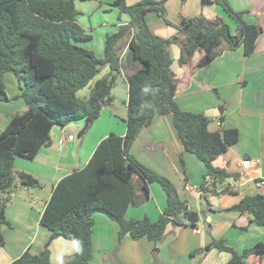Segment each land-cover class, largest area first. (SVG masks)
I'll use <instances>...</instances> for the list:
<instances>
[{"label": "trees", "instance_id": "16d2710c", "mask_svg": "<svg viewBox=\"0 0 264 264\" xmlns=\"http://www.w3.org/2000/svg\"><path fill=\"white\" fill-rule=\"evenodd\" d=\"M75 1L0 0V101L8 99L4 76L12 73L22 82L19 96L27 106L25 111L13 115L0 133V248L5 243L1 226L9 224L5 208L10 196L18 187H41L33 175L14 170V159L32 160L50 142L54 127L64 128L71 122L82 121L78 132L82 137L103 108L111 105V90L121 75L128 85L126 133L123 137L111 133L103 138L82 169L58 181L40 218V224L50 232L45 247L37 254L26 249L9 264H52L48 246L55 237L83 241V254H73L65 259V264H91L93 214L97 212L118 225L119 240L128 235L132 240L145 238L156 245L169 225L197 226L204 210L190 208L170 181L139 163L129 152L139 132L151 124L154 116H169L183 150L206 168L209 179L198 187L203 199L226 193L237 195L229 185L217 191L218 185L235 180L237 175L213 167L212 162L237 142L238 132L221 126L210 132L209 118L180 109L168 46H179L181 66L188 64L197 51H203L195 65L201 68L224 51L241 48L245 56L250 55L261 28L247 24L243 13L233 11L227 0H201L203 4H214L232 19L236 33L232 34L222 20L200 15L180 17L175 25L176 35L164 39L150 31L145 16L154 12L166 25H172L166 18V0H139L130 6L125 0H113L112 5L127 14L129 21L120 25L115 34L107 35L103 56L97 58L91 50L76 44L91 40V36L76 21ZM126 36L127 50L121 56L118 44ZM104 68L107 72L95 80ZM91 82L88 96L78 98L77 92ZM144 84L157 89L156 95L143 97L140 88ZM147 103L152 107H147ZM223 110L220 106V123ZM154 182L166 196L159 217L155 221L146 217L126 219L130 206L148 199V186ZM229 210L247 214L253 224L264 227L262 194L241 197ZM212 249L231 254L226 264H264L263 242L237 252L220 238L201 252ZM251 258L256 261H250Z\"/></svg>", "mask_w": 264, "mask_h": 264}, {"label": "crops", "instance_id": "0c3cea01", "mask_svg": "<svg viewBox=\"0 0 264 264\" xmlns=\"http://www.w3.org/2000/svg\"><path fill=\"white\" fill-rule=\"evenodd\" d=\"M227 3L233 11L243 13L247 24L261 28L250 55L245 56L241 48L224 51L212 62L197 68L195 65L203 57V51H197L188 64L181 66L178 64L179 46L170 44L168 50L172 60L170 70L177 83L176 102L180 109L209 118L210 132L217 131L220 126L238 132L237 142L212 162L213 167L237 175L235 180L228 179L218 185L217 191L229 185L237 195L207 196L208 207L198 222L199 234L193 233L187 223L169 225L164 238L156 245L145 238L132 240L128 235L119 240L118 225L105 214L94 213L91 264H226L231 258L229 252L216 249L201 251L211 241L220 238H224L226 244L237 252L257 242L264 243V227L253 224L247 214L229 210L241 197L264 195V0H227ZM182 13L184 17H198L197 14L201 13L210 20L220 19L228 25L232 34L236 33L235 22L212 3L203 4L201 1L194 14ZM145 17L154 35L164 39L176 35L177 31L170 30V27L163 30V21L156 13L148 12ZM104 70L106 73L108 69ZM6 78L15 83L14 88H7ZM119 78L121 84H116L111 90V105L103 108L82 137L78 136L82 121L69 124L66 129L54 127L50 142L42 146L32 160L14 159V170L33 175L41 187H18L10 196L5 208L9 224L1 226L5 243L0 248V264H9L26 249L37 254L45 247L50 232L40 224V218L54 186L63 177L82 169L103 138L111 133L120 137L125 135L128 85L123 75ZM4 82L8 99L0 101V133L13 115L26 110L19 96L22 82L17 78L14 80L9 73L5 74ZM118 100L121 101L120 106ZM220 106L224 108L221 123L218 122ZM69 136H72L71 140ZM129 152L139 163L160 175L166 176L160 170L166 163L174 175L182 171L183 200L193 210L203 211L199 206L203 197L198 187L209 179L206 168L193 154L183 150L169 116H154L151 124L139 132ZM244 160L250 161L246 170L241 168ZM258 182L263 185L257 186ZM148 192L146 201L127 209L126 219L146 217L155 221L159 217L165 208L166 196L154 184L148 186ZM205 224L208 227L205 228ZM69 243L70 240L63 237L51 240L48 249L52 264H55V256L60 250H69ZM71 256L66 255L65 259ZM250 261H256V258Z\"/></svg>", "mask_w": 264, "mask_h": 264}, {"label": "rangeland", "instance_id": "374dc122", "mask_svg": "<svg viewBox=\"0 0 264 264\" xmlns=\"http://www.w3.org/2000/svg\"><path fill=\"white\" fill-rule=\"evenodd\" d=\"M138 1L139 0H125V3L126 5L130 6L137 3ZM154 1H162V0H154ZM112 2L113 0H82V1L76 0L74 2V8L76 11V21L82 28L85 29L84 31L91 36V40L76 44L83 48L91 50L97 58H102L103 56V50L107 35L115 34L118 31V27L120 25L126 24L129 21L128 15L120 12L117 7L112 5ZM199 5L201 6V0H187L185 2H182V0H166V2L164 3L166 18L168 21H170L172 25H166L162 22L163 30H167L169 27L170 30L171 29L176 30L175 25H177L180 17H184L182 12H186L188 14H194L193 12H196ZM199 15L202 14L198 13L197 16ZM191 17H193V15H190V17L187 18H191ZM145 21L147 23L148 18L146 19L145 17ZM156 36L159 35L156 34ZM128 39L129 37L126 36L118 44L120 49L119 53L121 56H123V54L127 50ZM104 69H102L101 72L96 76L95 80L103 76V74L105 73ZM9 74H11L14 77V80H16L14 74L12 73ZM92 83L93 82H91L88 86H86L82 90L78 91L77 97L80 99H85L88 96L89 88L92 85ZM116 84L118 85L121 84L120 78L116 81L115 86ZM6 85L7 88L15 87V83H12V81H10V79L8 78H6ZM120 102L121 101L118 100V105ZM74 123L76 122H71L70 124H74ZM71 134L75 136L74 131H71ZM160 170H162L163 172L161 174H166V176L160 175L159 173L157 174L170 181V183L174 186L177 193L179 191L180 194L179 197L183 199L184 197L181 194V189L183 187V179H184L183 172L180 171L181 174H178L177 176L174 175V173L171 172L170 165L167 163L165 166L163 165V167L160 168ZM151 184L157 185L160 189H162L158 183L154 182ZM199 206L202 207L205 212L208 207L207 201L202 198L199 201ZM206 227L208 226L205 224V228Z\"/></svg>", "mask_w": 264, "mask_h": 264}, {"label": "clouds", "instance_id": "9594fccd", "mask_svg": "<svg viewBox=\"0 0 264 264\" xmlns=\"http://www.w3.org/2000/svg\"><path fill=\"white\" fill-rule=\"evenodd\" d=\"M157 89H154L150 84H144L140 88V93L143 97L154 96L157 93ZM147 107H152L150 103H147ZM68 251L60 250L58 254L55 256V264H65V256L66 255H82L84 252V244L83 241L79 238L73 237L70 243L67 245Z\"/></svg>", "mask_w": 264, "mask_h": 264}, {"label": "built area", "instance_id": "2783aa9c", "mask_svg": "<svg viewBox=\"0 0 264 264\" xmlns=\"http://www.w3.org/2000/svg\"><path fill=\"white\" fill-rule=\"evenodd\" d=\"M68 139L71 140L72 136H69ZM249 165H250V161L249 160L242 161L241 162L242 170H246L249 167ZM256 184H257V186L263 185L262 182H258ZM192 232L195 233V234H199L200 233V228H199L198 224H197V226L195 228H192Z\"/></svg>", "mask_w": 264, "mask_h": 264}]
</instances>
